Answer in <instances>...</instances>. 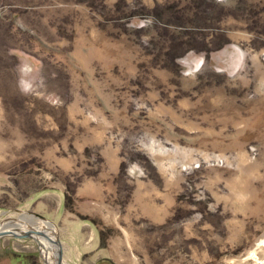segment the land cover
Masks as SVG:
<instances>
[{"label": "rangeland", "instance_id": "374dc122", "mask_svg": "<svg viewBox=\"0 0 264 264\" xmlns=\"http://www.w3.org/2000/svg\"><path fill=\"white\" fill-rule=\"evenodd\" d=\"M3 225L56 244L0 264H264V0H0Z\"/></svg>", "mask_w": 264, "mask_h": 264}, {"label": "water", "instance_id": "95a60500", "mask_svg": "<svg viewBox=\"0 0 264 264\" xmlns=\"http://www.w3.org/2000/svg\"><path fill=\"white\" fill-rule=\"evenodd\" d=\"M2 235H7V236H12L14 238H31L33 239L37 245L39 250L41 251L42 247V241L40 240L41 237H45V240L51 243V245H55L56 242L53 240L42 230L39 229H27L26 227H16V226H11V227H5V229L0 230V236ZM59 254L57 255V259L55 261L56 264H60L59 262Z\"/></svg>", "mask_w": 264, "mask_h": 264}, {"label": "crops", "instance_id": "0c3cea01", "mask_svg": "<svg viewBox=\"0 0 264 264\" xmlns=\"http://www.w3.org/2000/svg\"><path fill=\"white\" fill-rule=\"evenodd\" d=\"M52 194H54V196H57V197H59V194H60V193H55V192H54V193H52ZM41 196H42V194H41V193H39L38 197H41ZM38 197H37V198H38ZM44 202H46V201H44Z\"/></svg>", "mask_w": 264, "mask_h": 264}, {"label": "bare ground", "instance_id": "6f19581e", "mask_svg": "<svg viewBox=\"0 0 264 264\" xmlns=\"http://www.w3.org/2000/svg\"><path fill=\"white\" fill-rule=\"evenodd\" d=\"M5 227H8V226H4V225H3V227H2V226L0 227V230H1V229H5ZM16 227H17V226H16Z\"/></svg>", "mask_w": 264, "mask_h": 264}]
</instances>
